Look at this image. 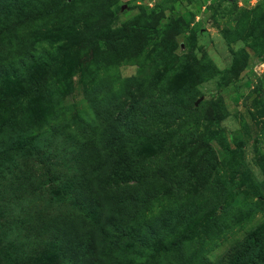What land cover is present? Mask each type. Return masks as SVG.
Here are the masks:
<instances>
[{"label": "rangeland", "instance_id": "obj_1", "mask_svg": "<svg viewBox=\"0 0 264 264\" xmlns=\"http://www.w3.org/2000/svg\"><path fill=\"white\" fill-rule=\"evenodd\" d=\"M67 1L0 0V67L8 70L0 139L14 132L40 142L55 132L111 153L114 120L105 127L89 98L124 109L149 97L174 108L159 123L142 116L138 180L127 179L128 160L104 159L106 182L132 202L122 221L136 218L121 264H191L192 255V264H213L264 224V200L250 184L264 180V0ZM9 183L20 194L33 189L26 179ZM36 206L0 207L10 213L0 221V264H59L33 233ZM220 208L228 219L216 222L211 211Z\"/></svg>", "mask_w": 264, "mask_h": 264}, {"label": "trees", "instance_id": "obj_2", "mask_svg": "<svg viewBox=\"0 0 264 264\" xmlns=\"http://www.w3.org/2000/svg\"><path fill=\"white\" fill-rule=\"evenodd\" d=\"M52 2L60 7L68 4L67 0ZM6 71V67H0V76ZM31 91L36 92V88ZM89 99L91 109L98 108L101 117L107 116L105 127L109 119L114 120L107 141L112 152L97 149L95 141H77L65 134L55 135V132L43 136L40 142H25L15 138L14 132L5 133L0 139V207L3 210L8 205L16 208L19 202L39 205L35 222L31 224L35 229L33 233L40 237V247L48 243L59 264H121L129 257L132 236L137 234L133 224L136 218L122 221L123 206H130L132 202L130 199L122 201L116 188L106 182L104 159L110 153L124 162L128 160L132 169L127 171V179L138 180L134 167L140 148L135 139L139 136L136 133L139 122L145 125L142 116H150L147 124L159 123L161 120L156 118L171 113L174 108L161 109L149 97H135L124 109L122 103L105 102V97L99 99L98 94ZM57 128L55 126V131ZM241 173L242 179L251 180L246 172ZM24 179L33 189L20 194L22 189L9 181L24 183ZM250 184L264 200V180L261 183L250 181ZM222 209H219L221 214H215V209L211 211L216 222L228 219L222 216ZM9 214L0 210V221ZM186 239L187 236L175 239L172 248L179 251ZM24 248L19 246L17 252L21 253ZM198 257L192 255V263ZM39 262L38 258H33L22 264ZM213 264H264V224L249 230Z\"/></svg>", "mask_w": 264, "mask_h": 264}, {"label": "water", "instance_id": "obj_3", "mask_svg": "<svg viewBox=\"0 0 264 264\" xmlns=\"http://www.w3.org/2000/svg\"><path fill=\"white\" fill-rule=\"evenodd\" d=\"M199 102V100H197L196 104Z\"/></svg>", "mask_w": 264, "mask_h": 264}]
</instances>
